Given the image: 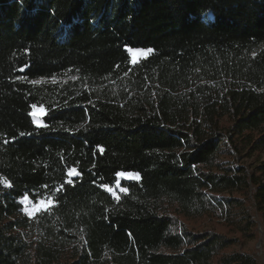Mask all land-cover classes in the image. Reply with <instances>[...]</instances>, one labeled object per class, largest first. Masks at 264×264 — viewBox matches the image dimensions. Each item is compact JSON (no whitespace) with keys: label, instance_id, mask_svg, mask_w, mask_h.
<instances>
[{"label":"trees","instance_id":"obj_1","mask_svg":"<svg viewBox=\"0 0 264 264\" xmlns=\"http://www.w3.org/2000/svg\"><path fill=\"white\" fill-rule=\"evenodd\" d=\"M262 149L264 0H0V264H259L186 221L264 232Z\"/></svg>","mask_w":264,"mask_h":264},{"label":"rangeland","instance_id":"obj_2","mask_svg":"<svg viewBox=\"0 0 264 264\" xmlns=\"http://www.w3.org/2000/svg\"><path fill=\"white\" fill-rule=\"evenodd\" d=\"M208 17V15H207ZM132 60L136 61L140 57L149 53V50L145 49H132L130 52ZM34 121L37 125L41 124L42 110L38 107H34L32 111ZM231 160V159H230ZM233 160V159H232ZM237 163L243 164L249 170L254 171L256 177L259 180H264V149L258 150L249 156L242 157L237 161ZM123 176H120L122 175ZM128 178V179H138V174L134 172H120L118 173V179ZM111 192L115 195L114 190ZM230 192L225 191L222 194L228 195ZM232 195H240L238 191H231ZM40 201L45 202V206L37 210V205ZM24 205V212L29 216H33L37 212L46 209L49 205L47 204V199H41L38 201H30L29 199L22 200ZM258 219V218H257ZM186 224L193 228L194 230H206L213 229L220 233H223L229 237H234L237 239L236 243L229 248V250H244L248 251L256 258L259 264H264V232L260 222H258L256 235L250 237L244 234L242 231L237 230L236 226L231 224L224 216L212 215L204 216L193 220H187Z\"/></svg>","mask_w":264,"mask_h":264},{"label":"snow or ice","instance_id":"obj_3","mask_svg":"<svg viewBox=\"0 0 264 264\" xmlns=\"http://www.w3.org/2000/svg\"><path fill=\"white\" fill-rule=\"evenodd\" d=\"M128 51L131 52L132 49L129 48ZM149 51H151V50H149ZM23 70H24V69L22 68L21 71H23ZM74 175H78L77 170L74 169V168H73V169H69V170H68V176H69V177H72V176H74ZM120 176H123V174L120 175ZM67 183H72V180L69 179V180L67 181ZM103 187L108 188L107 185H104ZM108 190L111 191L110 188H108ZM25 199H27V197H25ZM52 203H53L52 198H49L47 204H48V205H52ZM43 206H45V202H44V201H40L39 204L37 205V210H40V208L43 207Z\"/></svg>","mask_w":264,"mask_h":264},{"label":"built area","instance_id":"obj_4","mask_svg":"<svg viewBox=\"0 0 264 264\" xmlns=\"http://www.w3.org/2000/svg\"><path fill=\"white\" fill-rule=\"evenodd\" d=\"M115 197H117V194H115Z\"/></svg>","mask_w":264,"mask_h":264}]
</instances>
